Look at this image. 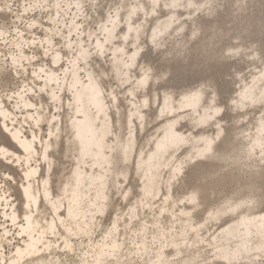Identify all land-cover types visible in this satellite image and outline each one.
I'll list each match as a JSON object with an SVG mask.
<instances>
[{
	"label": "rangeland",
	"instance_id": "374dc122",
	"mask_svg": "<svg viewBox=\"0 0 264 264\" xmlns=\"http://www.w3.org/2000/svg\"><path fill=\"white\" fill-rule=\"evenodd\" d=\"M165 1L169 0H158L155 9L151 10V3L148 0H0V29L6 32L0 35V66L5 68V72L12 69L10 73L15 76V79H10L4 75L0 79V100L11 113L7 121L17 124L18 127L21 126L25 134L35 130L34 132L48 139L47 134L51 126L55 124L56 118L49 116L50 119L33 126L32 120L27 116L34 114L35 107L24 108L19 103L17 95L9 100L2 93L12 95L11 93L16 90L22 95L28 93L39 104H42L46 113L60 114L59 119L68 120L70 108L66 106L72 100L71 94L66 90V92L63 89L59 91L55 88L54 91H57L58 95L64 96L62 101L65 102V106L61 108L54 101L48 105L46 97L39 90V83H43L42 79L35 77L31 72L43 63L55 67L57 72L61 73L77 56L81 46L89 50L90 57L80 60V66L84 65L86 68L85 62H87L92 66L93 71L97 72V75H101L105 95H109L110 91L117 94V102L114 101L116 107L111 108L110 112L114 121L117 118V110L119 121L113 122V131L109 134L111 140L114 134L119 133V138H124V142L129 130L128 125L124 127L127 111L137 109L142 96H148L149 105L143 108L145 123H137V121L133 123L136 138L132 154L147 152L157 137L156 135L162 131L164 116L156 117V112L164 93L172 94L173 98L178 100L185 94L201 89L204 90L205 105L221 107L215 118L197 128L191 129L189 119L192 118H185L181 121L178 128L183 132L186 131V135L194 131L195 136L173 154H166L167 159L165 165H162L161 175H157L161 181V191L154 198L139 201L142 197L136 186L140 178L139 170L118 176L117 180L120 181L115 182L114 185H108L112 203L104 213L95 215V218L91 220L93 223L90 221L87 227L88 233H75L74 230L67 233L63 225L57 222L54 233L45 234L48 237L42 240L44 244H39L40 250L29 258L32 263L94 264L96 248L101 243H108L109 239L114 237L116 241L118 240V251L102 257L99 264H221L219 261H224L215 256V243L211 240L212 235L220 233V229L234 221L239 211L246 206L252 208L254 212L264 210V149L263 151L256 149L250 156L244 154L248 149L250 136L255 132L256 118L264 116V100L249 104V106L245 105V108L238 111L226 108L228 103L235 102L234 97L242 86L250 83L252 76L264 67V62L259 59L260 48L264 44V0H208L214 5L212 12L198 6L196 0H193L194 5H177L172 8L177 19L159 34L160 40L156 48L152 45L155 49L149 48L150 42L147 35L152 26L169 16L171 8L163 5ZM76 2L80 3L79 8L75 6ZM205 2L206 0H200V5ZM139 4H142L141 7L132 13L130 19V23L138 29L137 34L141 35L139 40L134 41L130 37L125 40L121 36L124 32L123 22H121L118 23L119 26H116L115 31L113 29L111 40L105 42L104 52L100 54L95 50L96 39L102 38L104 34V32L101 33L100 27L106 18L119 13V18L124 19V13L128 8ZM46 38L50 39V43H46ZM119 38L123 40L126 51H132L141 46L138 48L140 56L137 62L129 66L127 81L119 80L114 76L110 66L114 61V48L119 43ZM67 39L70 41L69 47L64 43ZM230 46L237 48H229ZM22 48L30 61L22 59L20 64H16L15 66H18L20 70L23 68L27 70L19 71L20 73L15 75L12 58L18 55V50ZM49 48L61 52L62 59L56 65L50 63ZM229 52L235 55L229 57L226 55ZM84 67L80 70L82 77H85ZM162 70L167 71L166 80H157L149 86L146 83L141 91H136L134 95L130 94L128 89L134 85L135 78L140 73L152 72L156 75ZM29 86L33 87L31 93L27 91ZM51 86L55 87L54 84ZM152 94L154 98L151 97ZM212 96L214 100L210 102L208 97ZM45 106L48 108L45 109ZM219 126L223 127V131L214 141L213 150L220 155V158L216 161L207 157L191 158L190 164L182 170L183 173L170 179L169 190L172 199L169 198L164 202L165 181L168 180L173 165L181 159L187 160L188 154L195 150L194 145L202 143L191 141L197 140L201 134H211ZM117 142L112 141V145L120 144ZM0 144L6 145L7 141L3 139ZM65 144L67 145L61 142L55 148L56 150L50 149V154L54 159L53 170L58 173L55 182L65 180L69 175L72 160L75 159L73 158L74 152L71 151L72 147L66 150ZM118 151L119 149L115 153L117 154ZM116 158V170L130 171L136 167L135 164L133 165V159L121 163L120 158L118 156ZM36 160L37 163L31 162L32 166L38 164L39 157L36 156ZM47 166L49 167L48 164L46 168ZM50 169H52L51 165ZM7 173L8 171L5 170L0 172V195L5 193L8 199L14 200L16 194L13 193L12 186H16L15 181L7 176ZM188 175H192V178L187 177ZM16 178L19 186L20 180ZM67 188L62 186L61 191L55 188L52 191L61 199L65 209L69 201L67 192L64 193ZM196 188L200 191V202L198 201L193 209L190 208L191 215L185 216L181 212V207L189 204L186 197ZM92 195L93 193L83 203L84 208L89 203V198L90 200L93 198ZM0 201V254L7 259L13 254L15 246H22L26 235H20L18 223L15 225L10 222L9 218L7 219V216H4L3 211L8 209V206L3 200ZM241 201L247 202L249 206L230 209L217 220H205L211 210ZM45 205L41 210L46 209ZM132 206L135 207L133 214L131 213ZM49 216L47 212L46 218L39 219L40 230L46 229L45 224ZM113 221H116L117 228L110 235L109 230L113 226ZM71 223L72 220H69L65 225L73 226ZM187 223L195 224L196 229L187 230L188 227L185 226ZM159 232H164L167 240L169 236L171 239H176L181 251L175 252V247L168 244L165 238L160 237L158 240L156 236ZM66 240L73 248L65 245ZM141 241L146 243L145 248L140 246ZM47 245L50 249L45 250L44 247ZM161 246L166 255L158 258L157 251ZM248 255V257H240L231 263L264 264V253Z\"/></svg>",
	"mask_w": 264,
	"mask_h": 264
},
{
	"label": "bare ground",
	"instance_id": "6f19581e",
	"mask_svg": "<svg viewBox=\"0 0 264 264\" xmlns=\"http://www.w3.org/2000/svg\"><path fill=\"white\" fill-rule=\"evenodd\" d=\"M148 2L151 3L150 9H155L157 3L156 0H148ZM185 4L194 5L195 2L193 0H184L182 2L180 0H169L168 2L165 1L163 3L164 6H174L169 7L171 9L169 10L168 18L162 22H156L152 26L147 35L148 41L150 42L148 45L149 48L152 46L156 48L158 45L157 43H159L160 40V38H158L159 34L171 26L172 22L177 19L176 13L172 8L177 5L184 6ZM79 5V2L75 3V6L78 7ZM141 5L142 4L129 7L124 13V19L119 18V13L108 16L100 27L101 33L103 34L104 32V34L102 38L96 39L94 44L95 50L100 54L104 52V48H106L105 42L111 40L116 26H119L118 23L121 22H123L122 27L124 30V32L121 33V36H123L125 40L130 37L132 40L138 41L141 35L139 33L137 34L138 29L130 23V19L132 13H134L138 7H141ZM74 24L76 25V22ZM4 33H6L5 30L0 29V35H3ZM119 39V43L114 48V61L110 66L111 69H113L114 76L119 80L123 79L124 81H127L128 73L130 71L129 66H132L135 61L137 62L140 56L138 48L141 46L134 48L132 51H126L123 46V40L121 41V38ZM69 42L70 41L67 39L64 43L69 47ZM46 43H50L49 38H46ZM49 51H51L50 63L56 65L62 59L61 52L57 51V49L53 50L51 48H49ZM123 55H126V57H123ZM234 55L235 54L231 56ZM87 57H90L89 50H86L81 46L78 50L77 56L69 62L70 65L63 69L61 73H58L55 67L43 63L39 65L36 70H32L31 72L32 74H36L35 77L42 79L43 83H39V90L43 92V95L48 101V105H51V101H54L57 102L61 108H64L65 106V102L63 103L62 101L64 96L58 95L57 91H54L55 88H58L59 91L62 89L64 91L66 90L71 94L72 100L66 106L68 109L70 108V113L68 112V120L63 121L61 118L59 119L60 114L50 115V113H46L42 104H39L37 100H34L28 93L26 95L18 93L17 95L19 103L24 108L35 107L34 114H28L27 116L32 120L33 126H37L42 121L50 119L49 116L56 118L55 124L51 126V129L47 134L48 139L40 133L39 135L34 132L35 130L25 134V131L23 129L21 130V126L18 127L17 124L9 123L7 119L11 113L9 109L2 105L0 100V141L3 139L4 141H7L6 145L0 144V172H3V170L8 171L7 176L15 181L16 185L12 186L13 193L16 194L14 200L8 199L7 196H5V193L0 195V200H3L6 203V206H8V209L6 208L3 211L4 216H7V219L9 218L10 222L15 223V225L18 223L20 235H26V239L23 241L22 246H15L14 252H12L13 254L7 259L4 255L0 254V264H34L29 258L31 256L33 257L40 250L39 244H44L42 240L47 239L48 237H46L45 234L54 233L57 228V222H59L60 225H63L64 230L67 233L73 230L75 233H88L87 227H89L90 221L95 218L96 214L100 215L104 213L109 208V204L112 203L111 195L109 194L110 190L108 191V185H114L115 182L120 181L117 180V177L125 175V173L128 174L129 172H136L135 170H139L140 178L139 183L136 186L139 188V194L142 196L139 199L140 202L147 198H154L161 191V181L157 175H161L162 165H165L167 159L166 154H173V152L180 149L181 146L188 143V141L195 136L194 131H191L189 135H186V131L183 132L178 128L181 121L185 118H192L189 120L191 122V129H194L206 124L212 118H215L221 110V107L218 105H205L204 90L201 89L185 94L178 100H175L172 94L164 93L156 112L157 116L154 115L156 117H160L161 115L164 116V123L161 126L162 131L156 135L157 137L154 139L151 148L147 152L132 154L134 148L133 143L136 138V129L134 128L133 123L136 121L137 123L144 122V119H146L143 108L149 105L148 96H142L140 105L137 109H130L127 111L128 113L126 112L124 127L128 125L129 130L124 142V138H119L120 134L116 131L115 133L117 134H114V138L111 140L109 134L113 131V122L117 123V121H119L118 111L116 110L117 118L114 121L111 118L110 112L111 108L116 107L114 101L117 102V94L115 95L113 91H110L109 95H105V91H103L102 87L101 75H97V72H94L92 66L87 62H85V65L87 66L86 68L84 65H82V67L80 66V60H86ZM12 59L15 61V65L20 64L22 59L30 61V58H27L25 55L23 48L18 50V55H15ZM83 67L85 68V77H82V73H80V70L83 69ZM16 68L19 67L15 66V68H13L15 75L27 70V68H23L22 70H16ZM42 69L43 71H41ZM4 70L5 68L1 65L0 79L3 78L4 75L8 76L10 79H15V76L10 73L12 69L7 72ZM157 80L160 79L152 72H142L135 78L134 85L129 88L128 91L131 95H134L136 94V91H141L146 83L147 86L150 84L153 85ZM52 84H54L55 87H52ZM27 91L31 93L33 87L29 86ZM108 96H110V98ZM127 96L128 95H126V97ZM136 97H138V95H136ZM151 97L154 98V95L152 94ZM208 98L210 102H213L214 96ZM123 100H125V98ZM262 100H264V67L257 74L255 73L252 76L250 83H246L242 86L238 94L234 97L235 102L233 104L228 103L226 108L231 111H238L241 108H245V105L249 106V104L252 105L259 103ZM37 105L39 106L36 107ZM47 106H45V109L48 108ZM55 131L56 133L54 134ZM222 131L223 127L219 126L218 128H215L211 134H201L197 140L191 141L192 143L197 141H201L202 143L194 145L195 150L188 154L187 160L181 159L173 165L170 176L168 180L165 181L164 202L171 198V192L169 190L171 187L170 181L177 177L181 172L183 173L182 170L190 164L189 161L191 158L207 157L209 159H215V161L220 158V155H218V153L216 154L213 150V145L214 141L217 140ZM62 138L64 139L61 140ZM250 138L248 149L243 153L250 156L256 149L263 151V115L256 118L255 132ZM112 141H118L117 143L120 144L112 145ZM61 142L67 143V145L65 144L67 146L65 148L66 150L72 147L71 151L74 152L73 158L75 159L72 160L69 175L65 180L55 182L58 173L53 170L54 159L50 154V149L54 150ZM9 148H13L14 150H10ZM117 149H119V153L117 152L116 154L115 152ZM36 156L39 157L40 160L38 164L32 166L31 162L37 163ZM117 156L120 158L121 163L133 159V165L135 164L136 167H133L130 171L116 170L115 162H117ZM47 164L49 167L47 166L46 168ZM86 164H88V166H86ZM50 165L52 166V169H50ZM16 177L20 180L19 186L17 185ZM187 177H190L191 179L192 175H188ZM62 186L65 188L68 187L64 191V193L67 192V197L69 199L66 209L65 205L61 202V199L52 193L54 188L61 191ZM91 193H93V198L91 197V200L89 198V203L84 208L83 203ZM192 195H195V201L193 202L186 199L189 204L181 207V212L184 213L185 216L191 215L190 208L193 209V207L197 206L200 198L199 189L196 188V190H193L188 197ZM44 204H46V209L43 211L41 209H43ZM244 205L249 206L247 202L241 201L234 204H228L217 210H211L205 220H217L218 218H222L230 209L238 207L242 208ZM246 207L239 211L238 217L234 221L222 227L220 233L212 235L213 237L211 240L215 243V256L219 257V259H222L227 264L240 257H248V254L254 255L264 253V210L254 212L252 211V208L250 209L249 207ZM61 208L63 209L61 210ZM134 209L135 207L132 208V211L130 210L132 214L134 213ZM47 212L50 216L45 224L46 229L40 230L39 219L41 217L46 218L45 215ZM86 219L89 220L87 221ZM69 220H72L71 225L73 226H70V224L65 225ZM91 222L93 223V221ZM185 226L188 227L187 230L189 231L191 229H196L195 224L192 223H187ZM116 228V221H113V226L109 230V234L111 235ZM165 235L164 232H159L156 238L158 240L160 237H162V239L165 238V240L168 241V244H172L175 247V252L179 253L181 250L177 240L171 239L170 236L167 240ZM109 240L108 243H101L96 250L94 249V264H99L101 258L105 255L113 254L118 251V240L116 241L114 237ZM69 241H65L66 246L70 245ZM48 246L49 245L44 247L45 250L49 248ZM140 246L145 248L146 243L141 241ZM162 246L157 251L158 258L164 254L166 255ZM70 247L72 246L70 245ZM41 262L42 261H40V263ZM224 262L219 261L221 264Z\"/></svg>",
	"mask_w": 264,
	"mask_h": 264
},
{
	"label": "snow or ice",
	"instance_id": "6c2138e0",
	"mask_svg": "<svg viewBox=\"0 0 264 264\" xmlns=\"http://www.w3.org/2000/svg\"><path fill=\"white\" fill-rule=\"evenodd\" d=\"M156 2L158 3V0H156ZM196 2H197V5H198V6H200V7H202V8H207V9L209 10V12H212V10H213V8H214L213 3H209L208 0H206V2H205L203 5H200V0H196ZM167 6H168V7H172V6H174V5H167ZM194 34H195V30H194ZM229 48H236V47L230 46ZM249 51H251V49H249ZM233 54H234V53L229 52V53H227L226 55L230 57V56L233 55ZM259 59H260L262 62H264V44L261 45ZM12 68H15V61H13V63H12ZM16 70H19V68H16ZM41 71H43V69H42ZM18 72H19V71H18ZM33 75L35 76L36 74L34 73ZM156 76H157L160 80H162V81H164V80H166V79L168 78L167 71H163V70L157 72V73H156ZM5 79H7V77H5ZM21 91H23V90L21 89ZM2 94H3L4 96H6L9 100H11V99H14L16 95H18V92H17V90H16V91H14V92L11 93L12 95H9V94H7V93H2ZM186 198L189 199L190 201H193V202H194L195 199H196L195 195H192V196H189V197H186Z\"/></svg>",
	"mask_w": 264,
	"mask_h": 264
}]
</instances>
